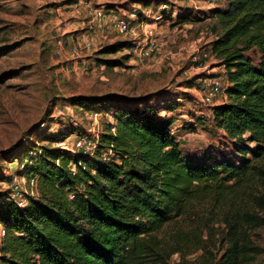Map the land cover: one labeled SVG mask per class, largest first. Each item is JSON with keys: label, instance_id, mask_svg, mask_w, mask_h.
Returning a JSON list of instances; mask_svg holds the SVG:
<instances>
[{"label": "trees", "instance_id": "1", "mask_svg": "<svg viewBox=\"0 0 264 264\" xmlns=\"http://www.w3.org/2000/svg\"><path fill=\"white\" fill-rule=\"evenodd\" d=\"M181 10L166 17L174 24L202 18L190 7ZM208 14L212 53L228 82L213 117L238 158H188L173 134L174 119L160 115L163 106L116 102L94 155L60 146L65 133L45 134L40 139L53 145L41 146L21 172L36 179L38 198L20 204L10 189L0 192L6 230L0 264H165L176 253L184 264L255 263L261 249L251 230L264 226V0H230ZM128 47L118 42L104 52ZM77 99L90 105L94 97ZM202 201L213 202L225 231L217 252L209 248L214 237L205 242L197 235L187 254L202 253L188 260L189 239L165 244L159 235Z\"/></svg>", "mask_w": 264, "mask_h": 264}, {"label": "rangeland", "instance_id": "2", "mask_svg": "<svg viewBox=\"0 0 264 264\" xmlns=\"http://www.w3.org/2000/svg\"><path fill=\"white\" fill-rule=\"evenodd\" d=\"M68 1L53 0V11L40 13V4L34 0H0V192L9 190L10 179L21 176L25 163L38 154L41 146L52 144L41 136L65 133L68 137L64 141L72 150L80 138L94 140L105 124L114 122L116 102L138 104L140 108L148 103L163 106L160 115L174 119L173 134L188 158L201 162L238 158L232 141L213 117L214 106L225 101L227 94L213 101L204 98L207 77L218 78L228 86L225 67L212 53L216 37L207 16L217 6L225 8L230 0L212 7L197 3L193 10L201 20L184 24H174L167 17L159 20L163 27L154 36L156 44L150 39L142 41V36L135 39L111 31L106 35L115 37L114 43L80 52V56L72 50L71 35L85 30H74L77 25L63 9ZM131 1L119 0L115 4L119 5L118 12L141 10L145 16L142 19L155 22L152 16L161 9V0L150 8L145 5L152 0H138L142 1L140 7ZM163 1L173 14L193 5L188 0ZM124 41L132 47L104 52ZM253 57L257 61L258 55ZM114 60L118 65L111 66ZM79 97L94 100L84 105ZM33 180L25 176L22 181L23 204H27L28 196H39ZM254 184L261 186L259 180ZM219 213L212 201L196 202L183 216L168 223L159 237L165 244L189 239L191 247L183 252L188 260L202 253L187 254L196 249L193 244L197 235L205 242L214 237L216 246L211 243L209 248L217 252L225 231ZM251 236L261 249L254 264H264V226L252 229ZM165 264H184L182 255L174 254Z\"/></svg>", "mask_w": 264, "mask_h": 264}, {"label": "built area", "instance_id": "3", "mask_svg": "<svg viewBox=\"0 0 264 264\" xmlns=\"http://www.w3.org/2000/svg\"><path fill=\"white\" fill-rule=\"evenodd\" d=\"M184 1V0H181ZM191 1L193 5H191V9H196V4L199 2H206L207 4H210L212 7L213 5H219L222 4L226 0H188ZM161 9L153 14V18L155 22L159 20H163V18H166V15L172 14L175 16L177 13L181 12L182 8L177 10L175 12L176 14H173V12L170 10L169 5L167 3H164V1L161 3ZM150 12L152 13V10L149 11L148 16H150ZM147 13V12H146ZM94 20L90 22V28L92 30H97L100 35L105 36L109 32H116L119 34H130L132 36H135L136 34L141 33L143 35L144 40L150 39L152 44H156V29L154 27L150 28L149 24L150 22H146L144 19H142L141 15L133 11L131 13H123V14H116L112 17H108L105 10L99 9L95 11ZM145 15V14H144ZM73 52L77 53L78 48L74 47ZM224 67V66H223ZM227 80V79H226ZM205 88L207 89L206 96L204 97L206 101H213L217 96L221 94H226L227 87L223 85V82L218 78H211L207 77L206 79ZM100 136L97 135L94 140H88V138L83 137L76 142L74 148L71 150L69 146L62 142L60 143V146H62L65 149H70L73 153L81 152L83 154H90L94 155L98 143H99ZM36 180L35 178H33ZM25 180V176H15L12 178V180L9 183V189L11 190L12 197L18 201L20 204H23V187H22V181ZM33 180V181H34ZM6 234L5 227L3 225L0 226V254H1V246L3 243L4 236Z\"/></svg>", "mask_w": 264, "mask_h": 264}, {"label": "crops", "instance_id": "4", "mask_svg": "<svg viewBox=\"0 0 264 264\" xmlns=\"http://www.w3.org/2000/svg\"><path fill=\"white\" fill-rule=\"evenodd\" d=\"M35 4H40L38 6V12H42L44 11H53V0H34ZM145 2H148V0H144ZM132 5L136 6V7H140L142 5V1H138V0H133L131 1ZM158 1L157 0H152L151 3H147L145 6L147 8H150V6H153L154 4H156ZM119 0H70V2L68 1L63 7L64 12L67 13L71 19H73V24L77 27L74 30H85L83 32L80 33H74L71 35V39L73 42V48L77 47L78 48V52L75 53L76 55H81V53L87 52L89 53L91 50L94 49V47H97L94 50H97L98 48H102L103 44L104 45H109L111 43H114L115 37H108L107 35L102 36L100 35V33L97 30H92L90 28V22L94 20V16H95V11L99 10V9H103L105 10L107 16L110 18L113 15L116 14H121L118 12L117 9H119V5L118 4ZM182 5V4H180ZM44 8V9H42ZM37 12V9H35ZM59 11H61V8H58ZM128 11V12H127ZM124 11V13H131L133 11L136 10H127ZM139 14H141V10L140 11H136ZM160 21L158 22H153L149 24V27L152 28L154 27L156 29V35H159V33L161 32V28L163 27V25H159ZM80 26V27H79ZM73 31V30H72ZM110 33V32H109ZM100 35V36H99ZM162 35V34H161ZM142 36V41H144L143 39V35L141 33L136 34L134 37L135 39L138 38L140 39ZM162 38L161 36H159V39ZM158 40V39H156ZM98 45H101L98 47ZM72 48V50H73ZM82 50V51H81ZM88 55V54H86ZM2 224L0 223V226Z\"/></svg>", "mask_w": 264, "mask_h": 264}]
</instances>
